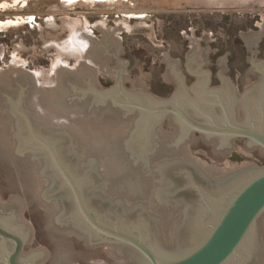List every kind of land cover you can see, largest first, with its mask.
Listing matches in <instances>:
<instances>
[{
    "label": "water",
    "instance_id": "1",
    "mask_svg": "<svg viewBox=\"0 0 264 264\" xmlns=\"http://www.w3.org/2000/svg\"><path fill=\"white\" fill-rule=\"evenodd\" d=\"M239 31L257 78L236 93L223 75L227 53L216 60L220 84L209 86L208 45L192 28L185 83L178 59L162 53L167 97L132 80L115 33L150 29L143 16L96 20L89 15H27L16 27L67 28L53 71L29 69L18 41L0 69V264H264V164L210 166L189 155L198 132L222 156L233 139L264 154V36ZM188 92L196 97L191 98Z\"/></svg>",
    "mask_w": 264,
    "mask_h": 264
},
{
    "label": "rangeland",
    "instance_id": "2",
    "mask_svg": "<svg viewBox=\"0 0 264 264\" xmlns=\"http://www.w3.org/2000/svg\"><path fill=\"white\" fill-rule=\"evenodd\" d=\"M259 13H264V0H0V69L8 68L11 53L16 52L19 41L24 45L21 58L32 60L29 69L44 67L53 71L50 57H56L59 45L45 47V38L56 40L58 34L59 43L72 39L75 34L67 28H63V33L62 28H43L40 35L31 24L16 27V23L27 20V15L45 26V17L89 15V29L96 26V20L116 16L124 20V15H133L143 16L145 23L152 25L155 39L163 46L148 40L150 29L142 26L115 33V43H119V37L124 40L125 51L121 57L132 60V80H139L155 93H167L170 87H160L165 83L161 76L165 70L162 53L166 52L182 64L192 47L182 33L191 36L189 28H192L195 38L200 39V47L208 45L211 49L207 59L214 73L218 72L217 58L227 53L228 70L223 75L243 86L252 73L246 61L250 54L239 31L259 30L262 22ZM257 49V59L264 60V36ZM193 138L194 157L219 168L233 165L227 164L223 155L217 157L212 146L206 148L197 134ZM241 146L237 143L234 147L242 152ZM259 148L244 152L249 157L262 159L264 154H260ZM244 162L250 163L249 160Z\"/></svg>",
    "mask_w": 264,
    "mask_h": 264
},
{
    "label": "flooded vegetation",
    "instance_id": "3",
    "mask_svg": "<svg viewBox=\"0 0 264 264\" xmlns=\"http://www.w3.org/2000/svg\"><path fill=\"white\" fill-rule=\"evenodd\" d=\"M248 53H249V51H248ZM250 54V53H249ZM264 61V60H263ZM249 65H250V63H248ZM181 65V67H182V74L185 76V83L187 84V85H190L191 83H193L194 81H195V75H193V74H191L189 71H188V69L185 67V57H184V59H183V62H182V64H180ZM210 65L211 64H208V65H205V66H203V68H206V69H208L209 71H210V77H209V86H214V85H216V84H220V80L215 76L216 75V73H214V71H213V69H212V67H210ZM251 73H252V77L247 81V83L245 84V85H243V86H239V84H238V81L236 80V79H229V76H227L228 77V79L230 80V81H232V83L234 84V87H235V90H236V93L239 95L240 93H241V91L243 90V88L246 86V85H248V84H250L251 82H253L256 78H257V76H258V73H256L254 70H253V68L251 67ZM135 78V77H134ZM168 83H164L163 85L162 84H160V87L161 88H169L170 87V89H169V91H167V93H164V94H160V93H155L154 91H152L148 86H147V89H148V91H150V92H152L153 94H155V95H157V96H159V97H167V96H169L171 93H172V91H173V89H174V87H175V85L174 84H168ZM192 97H194V96H192ZM194 134H197V136H198V138H199V141L200 142H202V143H205V145L207 146L206 148H209V147H211L212 146V144H209V143H207V142H205L204 140H202L201 139V137H200V134L198 133V132H192L191 134H190V136H189V138H187V149H188V152H189V155H191V156H193V154H192V152H191V146H192V142H193V140H194ZM246 139L245 138H243V137H235L234 139H233V147H232V150H230L229 152H227L226 154H224L223 156H222V158L224 157L225 158V160H226V162H227V164H233V165H237V164H241V163H244V161L245 160H249L250 161V163H252V164H256V165H259V164H264V155H263V158L262 159H260L258 156H255V157H249V156H247L246 155V153L244 152V151H246V150H248L247 148H245V145H244V141H245ZM237 143H240L241 145H243V147L241 146V151L242 152H239V151H237L236 149H235V144H237ZM254 148H256V147H254ZM249 150H253V148L252 149H249ZM259 152H260V154L262 155L263 153H262V151H261V148H259ZM257 157H258V159H257ZM199 159V158H198ZM249 163V162H248ZM210 166H215V165H211L210 164ZM216 167V166H215ZM219 168V167H218Z\"/></svg>",
    "mask_w": 264,
    "mask_h": 264
},
{
    "label": "bare ground",
    "instance_id": "4",
    "mask_svg": "<svg viewBox=\"0 0 264 264\" xmlns=\"http://www.w3.org/2000/svg\"><path fill=\"white\" fill-rule=\"evenodd\" d=\"M71 44H72V47H75V48L82 47V46H84V39L78 40L77 37H76V35L74 34L73 37H72V39H71ZM188 95L191 98L196 97V95H194L191 92L190 93L188 92ZM192 96H194V97H192Z\"/></svg>",
    "mask_w": 264,
    "mask_h": 264
}]
</instances>
